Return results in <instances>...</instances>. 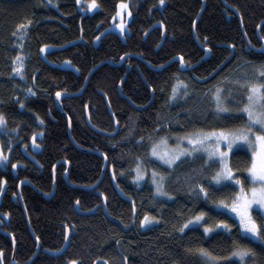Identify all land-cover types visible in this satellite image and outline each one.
<instances>
[{"label": "trees", "instance_id": "16d2710c", "mask_svg": "<svg viewBox=\"0 0 264 264\" xmlns=\"http://www.w3.org/2000/svg\"><path fill=\"white\" fill-rule=\"evenodd\" d=\"M54 1L0 0V113L6 117L0 145L9 156L0 163V264H10L13 254L17 264L29 261L37 247L34 237L40 250L29 264H202L196 252L188 251L198 247L227 256L234 246L227 233L206 236L197 225L178 231L193 214L214 207L188 189L196 183L207 186L198 169L210 177L219 165L203 167L205 161L197 155L167 168L151 161L149 148L161 137L230 129L245 122L238 112L218 116L212 93L222 85L229 106L242 105L245 93L231 98L228 90H236L231 85L235 70L264 63V52L257 51L264 41V0H203L196 23L201 0H97L99 6L90 14L82 13L76 0ZM121 2L131 12L122 35L112 29ZM155 23L165 30L159 48L161 28L144 38ZM25 24L29 28L22 81L11 72L17 54L14 34ZM45 45L51 48L43 56ZM204 48L210 54L201 62ZM181 55L185 66L197 65L182 71L177 60L168 63ZM177 80L188 85V95L182 86L177 98L169 100ZM120 83L124 97L118 92ZM28 88L32 95L26 93ZM86 111L94 128L113 133L116 121L117 133L95 131L86 122ZM137 157L148 175V167L166 175L164 190L170 200L155 199L147 178L141 185L134 181ZM250 158L244 147L230 154L245 186ZM191 173L193 178H183ZM21 181L29 184L21 185L20 200ZM75 205L82 211L96 210L82 215ZM146 214L157 219L142 225ZM254 214L259 220L260 214ZM212 216L213 222L228 219L215 212ZM66 229L67 249L58 256L45 253L43 249L62 247ZM232 236L239 239L235 224ZM240 244L255 253L244 264H264V243L244 239ZM225 264L240 261L233 257Z\"/></svg>", "mask_w": 264, "mask_h": 264}, {"label": "snow or ice", "instance_id": "6c2138e0", "mask_svg": "<svg viewBox=\"0 0 264 264\" xmlns=\"http://www.w3.org/2000/svg\"><path fill=\"white\" fill-rule=\"evenodd\" d=\"M76 2L77 4L84 3L90 9L99 6L97 0H76ZM159 2L163 4L164 0H159ZM120 8L127 9L128 4L122 2ZM117 15H119V12ZM128 15H131L130 11ZM125 23V21H122L117 27L123 31ZM180 62L184 63L182 55L180 56ZM14 63L17 66L12 71L22 76L21 69L23 68V62L19 55L14 59ZM257 72L260 77H264V66L259 67ZM224 79L227 80L228 78L225 77ZM233 82L240 83L242 87L247 88V102L243 103L242 106L230 107L226 102L227 97L223 94V86L218 85L212 93L217 110L216 114L219 116L221 113H226L231 116L237 112L245 113L247 119L243 124L230 129L221 128L210 131L197 129L192 133L178 136L175 147L168 146L167 137H161L160 140L151 145V156L157 157L170 168L181 157L185 156L186 153L191 154L196 152L207 154L203 167H210L213 164L219 165L213 174L207 177V186L204 183H196L188 189L198 199L202 198L204 201L210 202L214 207L209 209V211L200 210L196 212L189 219L185 220L178 229L180 233H183L186 228L195 224L203 228V233L206 236L209 233L222 231L232 237L234 246L227 256L217 255L203 247L188 249L189 252L194 251L200 256L202 264H225V262L230 261L233 257L239 258L240 264H244L246 258L250 255L254 256L255 253L251 248L241 245L240 240L248 239L264 242V213L260 215L259 220L253 215L254 205L260 209H264V80L260 82L239 80ZM181 86L184 88L183 95H188V85L183 80H177L172 86L169 100L177 98L181 91ZM27 91L32 92V89L28 88ZM228 93L231 95V89L228 90ZM60 96L61 92L57 91L56 97L59 98ZM239 103L237 102V105ZM20 104L21 107H24L22 101ZM41 123H43V120H41ZM0 127H6V117L3 113H0ZM39 135H43V132H40ZM36 136L37 133H33V145H36ZM140 140L142 141L143 137ZM184 140L188 141L190 147L185 148L183 146L182 141ZM222 142L225 144V148L223 149L221 148ZM241 143L247 145L251 151L250 161L244 169L252 185H254L250 188L245 187L238 170L232 166L230 161V154L233 153L234 146L238 149ZM9 151H11L10 148ZM8 161L9 156L4 154L3 147L0 145V163ZM12 167L16 168L17 164L13 163ZM135 171L136 175L133 179L136 181L143 179L146 174L142 168L140 157H137ZM151 177L152 183L156 185V193L171 198V194L164 190L166 175L153 169ZM113 178H115V172H113ZM237 187L238 190L234 193L229 191ZM213 189H215V192ZM0 190H2V187H0ZM212 212H215L217 216H227L228 219H217L213 222ZM156 219L157 217L146 214L140 223L142 225L150 224ZM229 220L234 222L239 239L232 236L234 224L229 223ZM37 239L39 238L37 237ZM0 256H2V250H0ZM70 264H77V262L72 260Z\"/></svg>", "mask_w": 264, "mask_h": 264}, {"label": "rangeland", "instance_id": "374dc122", "mask_svg": "<svg viewBox=\"0 0 264 264\" xmlns=\"http://www.w3.org/2000/svg\"><path fill=\"white\" fill-rule=\"evenodd\" d=\"M49 4H52V5H55L56 3H55V1L54 0H51V2H49V0H46ZM122 3V2H121ZM121 3H119V5H118V12H119V15H116L115 16V18H114V20H113V25H112V29H114L115 31H117L119 34H123V31H121V29L119 28V27H117V25L118 24H120L122 21H125L126 23H125V27H126V25H127V22L130 20V16L128 15V8L127 9H121L120 8V4ZM78 5V8L80 9V11L82 12V13H93L97 8H94V9H90V8H88L84 3H81V4H77ZM117 12V13H118ZM127 14V16L125 17V15ZM117 20V21H116ZM117 23H116V22ZM125 27H124V29H125ZM28 28H29V25L28 24H25V25H22V26H20V27H18L17 28V30L15 31V34H14V46H15V48H16V50H17V54H16V57L19 55L20 57H21V59H22V62H23V68L21 69V72H22V76L21 75H19V74H17V73H14L13 71L11 72V76L12 77H14V78H19L20 80H22V81H24L25 80V68H26V61H27V55H26V53H25V50H24V46H23V42H24V40H25V38H26V34H27V30H28ZM49 48H51L49 45H45V46H43L42 48H41V53H42V55L44 56V53L46 52V51H48V49ZM42 49H43V51H42ZM15 57V58H16ZM14 58V59H15ZM14 59H13V61H12V69L14 68V67H16L17 66V64L16 63H14ZM179 62V61H178ZM261 66H264V63L263 64H261V65H247V66H245V68L244 69H237V70H235L233 73H236V76H235V78H234V80H232V82H231V85H233L235 88H236V90L235 91H231V98H235V96H237V94L240 92V91H242V92H244L245 93V95H244V98H243V103H246L247 102V96H246V92H247V88L246 87H242L241 86V84L240 83H234L233 81H237V80H239V81H249V82H260L261 80H264V77H260L259 76V74H258V72H257V69L259 68V67H261ZM227 81V80H226ZM182 87V86H181ZM26 93L28 94V95H32L33 94V91L32 92H28L27 90H26ZM212 103L214 104V107H215V100H214V98H213V96H212ZM242 103V104H243ZM242 106V105H241ZM214 110H216V107H215V109ZM243 115H244V117L247 119V116H246V114L245 113H242ZM181 136H183V135H181ZM177 137L178 136H172L171 138H168V146H170V147H175L176 145H177ZM158 141V140H157ZM156 142V141H155ZM154 143V142H153ZM182 144H183V146L185 147V148H187V147H190L189 146V143H188V141L187 140H184V141H182ZM240 147H244V148H246L247 149V151H248V153L250 154V156H251V151L248 149V147H247V145H244V144H240ZM221 148L223 149V148H225V144L222 142V144H221ZM234 149H236V147L234 146ZM197 155H202V160L204 159V161L207 159V154L206 153H204V152H196V153H191V154H189V153H186L185 154V156H183V157H181V159H184V158H190V157H193V156H197ZM148 157H150L151 158V161H153V160H156V161H158L159 163H161L162 164V166H165V167H167V168H170L168 165H166V164H164L163 163V161H161V160H159L157 157H155V156H151V146H150V148H149V155H148ZM147 157V158H148ZM180 159V160H181ZM180 160H178V161H180ZM177 161V162H178ZM201 161V160H200ZM176 162V163H177ZM175 163V164H176ZM174 164V165H175ZM142 168H143V170L145 171V169H146V166H143V163H142ZM217 168V167H216ZM215 168V169H216ZM147 170L149 171V175L147 174V172L145 171V175H144V177H143V179H141L140 181H136V180H134L136 183H138V185H141V184H143L144 182H145V180H146V178L148 179V182L150 183V186L152 187V189H153V196H154V198L155 199H161V200H170L171 198H168V196H162V195H159V194H157L156 193V191H155V188H156V185L155 184H153L152 183V177H151V173H152V170H153V168H151V167H148L147 168ZM200 171L202 172V176H204V178L206 179L207 178V174L206 173H203V170L200 168V169H198V174H200ZM135 175H136V171H135ZM212 175V174H211ZM187 176H189L190 178L192 177H194L193 175H192V173L190 174V175H184L183 176V178L185 179V180H188V179H186V178H189V177H187ZM246 178L248 179V182H249V185H247V186H245L246 188H250V187H252V186H254V185H252V183H251V181H250V179L248 178V174H247V172H246ZM167 179V178H166ZM192 186V185H191ZM0 187H2V190H0V198H1V195H2V192H3V190H4V185H2V186H0ZM238 190V187L236 188V191ZM189 191V190H188ZM193 193V192H192ZM253 215H254V217H256L255 216V214H254V211H257L260 215L262 214V213H264V209H260L258 206H256V205H254L253 206ZM190 226H195V224H193V225H190ZM258 242H261V243H264V242H262V241H258Z\"/></svg>", "mask_w": 264, "mask_h": 264}, {"label": "water", "instance_id": "95a60500", "mask_svg": "<svg viewBox=\"0 0 264 264\" xmlns=\"http://www.w3.org/2000/svg\"><path fill=\"white\" fill-rule=\"evenodd\" d=\"M201 1H202V7H201V10L199 11V14H198V16H197V18H196L195 23L197 22L199 16L201 15V13H202V11H203V9H204V6H205V2H204L203 0H201ZM154 28H161V30H162L161 40H160V43H159L158 46H157V48H159V47L163 44V42H164V40H165V30H164V27H163V25H162L161 23H155V24H153V25H152V26H151V27L145 32V34H144V38H145V37L147 36V34H148L151 30H153ZM257 33H258V35H259V27H258V29H257ZM193 34H194V30H193ZM194 37H195V35H194ZM200 47H202V46L200 45ZM230 49L232 50L231 47H230ZM204 51H205V55L202 57L201 62L204 61V60H206V59L209 57V54H210V51H209L207 48H204ZM257 51H258V52H262V53L264 52V41H263V40H262V48L259 49V50H257ZM230 56H232V53H231ZM123 58H124V57H123ZM123 58H121V60H120L116 65H120L121 62L123 61ZM176 60L179 61V63H180V69H181V70H190V69H192L194 66L197 65V64H194V65H192V66H185L184 63H181V62H180V57H179V56L173 58V59L170 60L168 63H170V62H172V61H176ZM168 63H166L165 65H162V66H160V67H158V68H153V67H152V68H153L154 71H158V70H161L162 68H164ZM148 66H150V65L148 64ZM213 75H214V74H213ZM213 75H211L210 77H212ZM88 77H89V75H88ZM88 77H87V79H86V82H87V80H88ZM210 77L205 78V79L200 80V81H201V82H204V81L208 80ZM123 79H124V78H123ZM123 79L121 80V82L123 81ZM86 82H85V85H86ZM85 85H84V86H85ZM120 87H121V83L119 84L118 92H119V94H120L121 97H124V96L122 95V92H121ZM82 90H83V89H81V90L79 91V94L82 92ZM104 97H105V96H104ZM105 102H106V104H107L108 109H110V106H109V103H108V100H107L106 97H105ZM86 122H87V124H88L91 128H93L95 131H98V132H100V133H102V134H105V135H108V136H113V135H115V134L117 133V131H118V124L116 123V121L114 122V124H115V130H114L113 133H105V132H103V131L97 130L96 128H94V127L90 124L89 117H88V112H87V111H86ZM105 168H106V162L104 163L103 172H104ZM103 172H102V175H101L100 179L98 180V182L102 179ZM66 174H67V171H66L65 174H64V178H65V179H66ZM98 182H97V183H98ZM97 183H96L95 185H93L91 188H94V187L97 185ZM22 184H29V182H28V181H21V182L19 183L18 196H19V199H20V200H21V197H20V188H21V185H22ZM51 194H53V192H52ZM48 197H51V195H49ZM75 209H76V211H77L79 214H82V215L91 214L93 211L96 210V209H92V210H89V211H82V210H79V208H78L77 205H75ZM0 226H1V222H0ZM9 236L11 237V235H9ZM33 237H34V236H33ZM34 239H35V241H36V243H37L36 251H35L33 257H32L29 261H27L25 264H29V263L32 261V259L37 255V253L39 252V250H40L39 242L37 241V239H36L35 237H34ZM69 239H70V235H69L68 230L66 229L65 240H64V243H63L62 247H61L59 250H57V251H53V250L43 249V251H44L45 253H47V254H50V255H56V256L61 255V254L67 249L68 244H69ZM13 246H14V244H13ZM10 264H17V263L15 262V259H14V254H13V256H12V259H11V263H10Z\"/></svg>", "mask_w": 264, "mask_h": 264}, {"label": "flooded vegetation", "instance_id": "af4514ba", "mask_svg": "<svg viewBox=\"0 0 264 264\" xmlns=\"http://www.w3.org/2000/svg\"><path fill=\"white\" fill-rule=\"evenodd\" d=\"M182 71H185V70H182Z\"/></svg>", "mask_w": 264, "mask_h": 264}, {"label": "bare ground", "instance_id": "6f19581e", "mask_svg": "<svg viewBox=\"0 0 264 264\" xmlns=\"http://www.w3.org/2000/svg\"><path fill=\"white\" fill-rule=\"evenodd\" d=\"M133 184V183H132Z\"/></svg>", "mask_w": 264, "mask_h": 264}]
</instances>
